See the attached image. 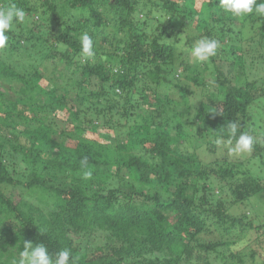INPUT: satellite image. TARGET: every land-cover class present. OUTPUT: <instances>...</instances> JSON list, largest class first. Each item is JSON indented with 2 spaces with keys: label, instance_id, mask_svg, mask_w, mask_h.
<instances>
[{
  "label": "trees",
  "instance_id": "trees-1",
  "mask_svg": "<svg viewBox=\"0 0 264 264\" xmlns=\"http://www.w3.org/2000/svg\"><path fill=\"white\" fill-rule=\"evenodd\" d=\"M58 2L42 4L55 25L10 29L0 49L26 54L24 71L0 61V264H12L28 241L53 257L69 249L73 264H246V256L256 264L259 248L264 256V112L251 111L264 84L245 76L253 65L238 50L242 41L263 49L264 17H235L220 0L198 9L196 0ZM11 3L26 14L40 9L27 0L0 7ZM60 8L78 14L73 24L63 28L70 13ZM195 14L202 27L189 23ZM53 26L57 34L42 33ZM84 31L95 52L87 61ZM202 37L220 47L197 63L179 45L191 49ZM4 81L14 84V99ZM57 111L71 130L44 113ZM232 121L253 137L250 153L216 144ZM120 130L126 137L119 132L115 144L86 137ZM190 139L220 159L182 154L180 141ZM17 189L23 195L13 199Z\"/></svg>",
  "mask_w": 264,
  "mask_h": 264
},
{
  "label": "clouds",
  "instance_id": "clouds-1",
  "mask_svg": "<svg viewBox=\"0 0 264 264\" xmlns=\"http://www.w3.org/2000/svg\"><path fill=\"white\" fill-rule=\"evenodd\" d=\"M220 7L225 13L235 17L242 18L250 14H256L264 17V0H220ZM26 12L15 3L6 7H0V49L7 47L9 30L18 24L24 23ZM81 56L84 60H90L95 57L94 43L92 37L87 31L81 33L79 37ZM182 51L190 52L194 61L204 63L217 54L220 47L216 39L202 37L196 40L191 49H184L179 45ZM240 125L236 121L229 122L226 128L227 139L223 136L216 140L217 145H223L232 154L250 153L253 150L254 139L247 132H239ZM86 169L83 171V179H91L93 173L87 169V159L81 161ZM12 264H73L72 253L69 249L58 251L53 257L44 244L33 245L32 242H25L23 250L19 251V258L13 259Z\"/></svg>",
  "mask_w": 264,
  "mask_h": 264
},
{
  "label": "rangeland",
  "instance_id": "rangeland-1",
  "mask_svg": "<svg viewBox=\"0 0 264 264\" xmlns=\"http://www.w3.org/2000/svg\"><path fill=\"white\" fill-rule=\"evenodd\" d=\"M45 0H27V3L28 5H30V7H39L40 9H38L37 11L35 12H31L29 14H26V20L24 23L22 24H18V25H14L11 29H28L30 31H33L35 33H38L41 29H43L46 25H48V22L52 21V23L54 24L53 20H57L56 16L54 17L51 13L48 12V14L46 15H43L41 14L42 13V9H45V7L42 5L43 2ZM200 1L201 0H196V6L195 8L198 9L200 7ZM60 4V0L58 2ZM181 3H183V1H181ZM141 10V9H140ZM58 13H60L61 15H65L66 13H70V15H66L64 18V22H67L66 25L63 26V28H65L66 26H69L71 24L74 23V16H75V12H72L70 10H68L66 8V10H64V13L62 11V9H58L57 10ZM75 13V14H74ZM78 16V14H76ZM140 17V15H139ZM45 19H47V22H44ZM199 19H197V15L195 14L192 18V20L189 22L191 24V26H195L199 23ZM55 25V24H54ZM199 25V24H198ZM200 27H202V24L199 25ZM59 31L58 28L54 27L52 28V32L48 29H45L42 33H45L48 34V35H54V34H57ZM111 31H108L107 30V35H110ZM189 34L191 35H195L196 33L193 32V31H188ZM72 35H74L73 33H71ZM244 42V43H243ZM223 45L227 44V42H223L222 43ZM235 46V45H233ZM240 50H238V54H240L241 56H243L246 60H247V64L248 65H253L252 67H246L248 70H246L245 72V76H247L248 78L250 79H254V80H257L258 81V85H261V84H264V71H262V67L261 65L264 64V59H262L260 57V54H264V46H263V49H260L258 46H257V42H245V41H242L241 42V45L239 47ZM229 50V48H228ZM26 54L22 51H18V53H15V54H10L8 56H4L3 54L0 53V61H4V63H6L7 65H11L12 67H14L17 71H24L25 67H26ZM251 60L252 63H251ZM254 63V64H253ZM23 65V66H22ZM235 73V72H234ZM205 80H206V91L207 93H212L215 91V88L211 86V83H212V80L210 78V76H205ZM243 78V77H242ZM12 82H3L2 83V86H3V90L5 91L4 93L6 95H9L11 96L13 99H14V95L12 96V91L14 90V84H11ZM13 86V89L12 87ZM21 86V85H20ZM194 88V87H193ZM195 93L197 95H199L200 91H202L200 88H195ZM194 101H198L197 97H193L192 98ZM193 105V104H191ZM262 108V109H261ZM193 111V110H192ZM264 112V100L263 102L261 103H255L253 109H252V113L253 114H257L258 112ZM46 115H50V116H57V118L60 120V121H63L65 123V129L67 131L71 130L72 129V124L71 122H67L65 121V117H62L63 115H61V113L59 111L53 113V114H49L50 112H44ZM62 117V118H61ZM67 127V128H66ZM195 131V129H194ZM120 133H122L120 135V139L119 140H123L125 137H126V133L124 132V130H120L116 133H112L111 131H108L106 132L107 133V136L106 137H101L99 136L98 134L96 135H86V137L90 138V137H95L96 140L98 141H101V142H107L109 144H115L116 143V137L117 135ZM1 133H4L1 132ZM174 134V132H172V135ZM183 138V137H182ZM181 144H180V151L182 152V154H185V155H193V154H198L200 156V159L202 162L204 163H212V161H215V160H219V156L221 155H214L208 157V156H205L206 153L203 152V150H199L197 148H195L194 146V143L193 141L190 139L189 141H184V140H181L180 141ZM227 156H230L229 154H227ZM232 157V158H231ZM230 158L231 159H235L234 156H231ZM23 192H21V190L17 189V190H14L13 191V196L12 198H18L20 199L21 196L23 195L22 194ZM32 201H35L32 199ZM256 201V200H254ZM263 202V201H262ZM256 203V202H255ZM260 205L258 204H255V207H259ZM259 210H263L264 211V208L261 207ZM262 212V211H261ZM251 214V212H249ZM262 221H264V217L261 218ZM256 220V219H255ZM210 237H214L216 238L217 235L216 233H213L212 236ZM209 239V237H207ZM259 254H258V259L256 260V264H259L261 263L262 259H264V256L262 255V250L259 248L258 251ZM228 255V252L227 254ZM245 263L248 264V261H247V256L245 257ZM220 260H217L215 262H211V264H221L219 263ZM228 264V263H226Z\"/></svg>",
  "mask_w": 264,
  "mask_h": 264
}]
</instances>
